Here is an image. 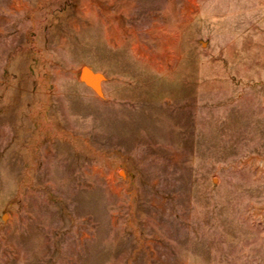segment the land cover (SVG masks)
<instances>
[{
    "label": "rangeland",
    "instance_id": "374dc122",
    "mask_svg": "<svg viewBox=\"0 0 264 264\" xmlns=\"http://www.w3.org/2000/svg\"><path fill=\"white\" fill-rule=\"evenodd\" d=\"M0 264H264V0H0Z\"/></svg>",
    "mask_w": 264,
    "mask_h": 264
},
{
    "label": "water",
    "instance_id": "95a60500",
    "mask_svg": "<svg viewBox=\"0 0 264 264\" xmlns=\"http://www.w3.org/2000/svg\"><path fill=\"white\" fill-rule=\"evenodd\" d=\"M80 80L82 83L93 89L96 93H100L102 82L101 74L93 72L88 67H83L80 71Z\"/></svg>",
    "mask_w": 264,
    "mask_h": 264
}]
</instances>
